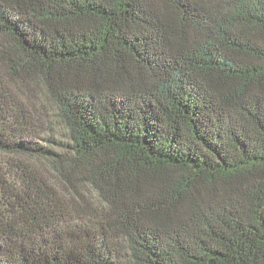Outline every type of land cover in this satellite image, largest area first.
Masks as SVG:
<instances>
[{
	"label": "trees",
	"instance_id": "1",
	"mask_svg": "<svg viewBox=\"0 0 264 264\" xmlns=\"http://www.w3.org/2000/svg\"><path fill=\"white\" fill-rule=\"evenodd\" d=\"M0 264H264V0H0Z\"/></svg>",
	"mask_w": 264,
	"mask_h": 264
},
{
	"label": "rangeland",
	"instance_id": "2",
	"mask_svg": "<svg viewBox=\"0 0 264 264\" xmlns=\"http://www.w3.org/2000/svg\"><path fill=\"white\" fill-rule=\"evenodd\" d=\"M62 127V126H61ZM60 132L64 133L63 127L60 128ZM84 190V198L88 200L90 204L101 205L100 199L98 197L97 192L93 189V187L87 185L83 187Z\"/></svg>",
	"mask_w": 264,
	"mask_h": 264
}]
</instances>
